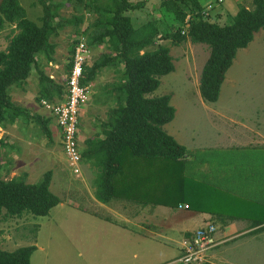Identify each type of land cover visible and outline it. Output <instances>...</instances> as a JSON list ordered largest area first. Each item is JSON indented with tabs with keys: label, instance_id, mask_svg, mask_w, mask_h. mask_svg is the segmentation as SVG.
I'll return each instance as SVG.
<instances>
[{
	"label": "rangeland",
	"instance_id": "374dc122",
	"mask_svg": "<svg viewBox=\"0 0 264 264\" xmlns=\"http://www.w3.org/2000/svg\"><path fill=\"white\" fill-rule=\"evenodd\" d=\"M162 1L135 0L133 3L142 5L126 15L131 18L134 27L153 22L158 28L159 35L155 43L146 50H153L160 45L169 48L174 71L160 78V85L151 96L170 95L175 117L163 126V130L186 148L187 157L194 155L195 159H210L209 168H206L205 173L209 174V178H213L212 183L201 180L202 172L190 168L187 172L182 170L180 175L174 174L175 178L172 175L167 176L173 167L171 163H163L159 159L147 162L146 159L128 154L122 163L123 173L116 177L114 182L117 190L123 184L129 185V190L135 195L129 196L126 193L125 197L113 198L109 205L101 204L111 206L116 212L121 209L123 215L128 217L127 208L133 209L132 202H135V206L140 204L142 208L148 204L155 206L154 203H159L157 207L165 204L167 213L175 215L174 219H168L172 231L167 232V235L171 240L156 236L165 233L164 229L160 230L156 226L161 217H156L155 221L147 217L143 210L140 216L141 233L135 228L133 236L131 229L127 228L128 225L121 222V217L107 209L97 208V204L92 205L97 214L93 215L97 218H91L82 212L91 214V209L87 206L91 204L85 203L82 197L86 194L95 198L94 181L99 169L92 161L83 160L81 157L83 168L81 174L76 177L68 168L61 138L55 134L52 135L53 140L49 141L33 120L18 118L0 127V138L6 143V146L0 148V177L5 181L23 177L27 183L32 184L37 183L46 171H51L53 176L50 190L60 198V203L52 208L47 216L25 213L20 217H12L3 211L0 216L2 250L11 252L30 245L47 246L50 241L51 244H68L71 241L70 252L65 255L69 264H171V261L181 254L178 243L180 236L177 234L180 223L184 221L189 230H196L202 224V216L212 208V213L218 215V223L214 222L217 228L216 236L219 241L224 242L211 252L207 264H264V231L252 232L254 228L249 229L251 227L247 224L245 227L237 226L230 230L223 227L227 220H234L233 218H246L245 216L251 214L250 218L253 217V221H256L261 214L264 215V145L236 147L225 140L235 133L249 136L260 132L264 136V29L254 34L253 40L246 48L237 51L231 67L225 74L218 100L208 103L200 97L199 78L209 56V48L205 44L192 43L189 39L177 40L174 33L182 32L184 24L177 22L172 14L160 6ZM198 1L203 16L221 26L225 25L240 7L253 8L252 0ZM19 3L24 8L26 17L38 23L37 19L42 15L39 0H19ZM48 3L58 6L53 8L55 21L81 17L82 22L77 31H86L87 25L96 15L85 8L84 4L104 6L109 1L48 0ZM209 5L211 8H208ZM13 28L6 26L0 31L1 50L6 49ZM76 33L72 25L58 28L50 38V42L57 46L51 64L47 63L43 55L37 59V67L59 84H65L69 74V49L77 37ZM90 50L92 55L89 65L99 55L110 53L104 45L90 47ZM120 68H104L88 85V108L84 119H81L78 125L81 154L86 140L103 137L100 123L107 120L109 111L119 102L118 92L113 88L120 82ZM38 91V74L35 69L26 81L9 89L10 98L15 105L26 109L31 115L50 117L37 100ZM214 107L216 112L224 111L221 112L223 116L231 117V121L233 117L236 118V123L233 125L232 122L221 121V115H218V119L215 114L210 113V110H215ZM241 123L246 126L245 129ZM198 164L199 161H196L194 166ZM175 179H181L182 182V193L178 198L172 194L173 188H176ZM166 189L168 192L164 194ZM131 196L132 198H127ZM95 201L98 200L95 198ZM177 201L178 205L182 206L188 202L192 208L179 210ZM161 202L163 203L160 204ZM137 212L135 210V214ZM98 215H105V218ZM113 220L121 223V228L109 227L106 221ZM260 221L264 222V218ZM134 224L137 226V223ZM112 230L124 237L122 242L115 240L117 235ZM78 240H87L88 243L91 241V251L88 255ZM125 250H128L129 254L125 253ZM78 252L82 253V257L77 256ZM134 253L138 254V258L132 259ZM64 254L50 252L44 259H49V264H53L55 260L57 264L64 259ZM41 255L40 251L34 252L31 264H40Z\"/></svg>",
	"mask_w": 264,
	"mask_h": 264
},
{
	"label": "trees",
	"instance_id": "16d2710c",
	"mask_svg": "<svg viewBox=\"0 0 264 264\" xmlns=\"http://www.w3.org/2000/svg\"><path fill=\"white\" fill-rule=\"evenodd\" d=\"M108 1L104 6L84 4L96 16L87 25L86 31L81 32L77 31L81 17L55 21L53 8L58 6L48 3V0H39L42 15L37 19L38 23L26 17L19 0H0V31L6 26L14 27L6 49H0V127L18 118L33 120L45 137L53 140L49 129L51 118L31 115L26 109L15 105L9 89L26 81L35 69L39 102L65 98V84L57 83L37 67L40 55L45 57L47 63L53 61L56 45L50 42V38L58 28L72 25L77 37L81 34L86 36L89 47L104 45L110 50L109 54L99 55L91 65L85 67L80 81L82 85L93 82L104 68L121 67L120 82L113 88L118 92L119 102L109 111L107 120L100 123L103 137L86 140V148L81 154L83 160L92 161L99 169L94 183L95 198L101 203H108L118 196L125 197L126 193L133 196L129 185L123 184L117 190L114 182L123 173L122 163L128 154L147 162L159 159L163 163H171L173 167L167 176L172 177L181 174L186 158V148L163 130V126L175 117L170 95L151 96L159 87L160 78L174 71L170 50L161 45L146 50L155 43L158 28L153 22L134 27L131 18L126 15L139 9L142 4L133 3L135 0ZM160 6L172 14L177 22L184 24L182 32L174 33L177 40L189 39L192 43L208 46L209 56L199 78V94L205 102H216L237 51L246 48L254 34L264 29V0H252V9L240 7L223 26L203 16L198 0H163ZM77 37L69 49L70 56ZM67 67L70 69V62ZM4 146L5 140L0 138V148ZM51 178V171H46L34 184L27 183L23 177L7 181L0 177V216L3 211L12 217L25 213L47 216L60 203V199L50 191ZM175 184L172 194L178 198L182 193L181 179H175ZM167 192L168 189L164 194ZM184 205L188 210L192 208L188 202ZM263 223L257 222L249 227L255 228L252 232L264 231ZM35 250V245L19 247L11 252L0 248V264H31Z\"/></svg>",
	"mask_w": 264,
	"mask_h": 264
},
{
	"label": "built area",
	"instance_id": "2783aa9c",
	"mask_svg": "<svg viewBox=\"0 0 264 264\" xmlns=\"http://www.w3.org/2000/svg\"><path fill=\"white\" fill-rule=\"evenodd\" d=\"M221 2V0H218ZM208 8H211L209 5ZM189 17L187 18V20ZM83 32V31H81ZM91 50L84 34L77 37L74 50L70 56L69 74L65 80V98L52 102L41 100L40 104L49 116L55 121L59 131L63 152L68 168L73 175L81 174V151L78 144L79 115L84 106L89 102V84L82 85L81 79L86 66L91 59ZM180 207V206H179ZM187 208V206H185ZM217 228L212 223H207L194 230L181 245V254L171 264H207L211 252L222 244L219 241Z\"/></svg>",
	"mask_w": 264,
	"mask_h": 264
},
{
	"label": "crops",
	"instance_id": "0c3cea01",
	"mask_svg": "<svg viewBox=\"0 0 264 264\" xmlns=\"http://www.w3.org/2000/svg\"><path fill=\"white\" fill-rule=\"evenodd\" d=\"M188 17L189 16H187V18ZM212 21L215 22L214 20H212ZM55 67H57L56 64H55ZM9 95H10V93H9ZM87 106L84 107L83 110H81L80 115H79V121H81V119H84L85 112L87 110L86 108H88ZM214 109L215 110H210V113L215 114L217 117H218V115H221V121H224L226 123H227V121H229V123L232 122L233 125L236 123V121H237L236 118L233 117L232 118V121H231L230 120L231 117L223 116L224 111H217L216 112V107H214ZM220 110H222V109L220 108ZM221 112H223V113H221ZM218 119H220V118L218 117ZM51 121L54 124V125H51L52 123L49 124V129L51 130L52 135H55L56 134L57 136L60 137V131H59V129H58L55 121L52 120V119H51ZM241 125H243V127L245 129L246 126L244 124H242V123H241ZM240 133H242V132H240ZM225 140L228 141V142L230 141L232 143L231 146H236V147L262 146V145H264V136L261 135L260 132H258V133L256 132V133H253V134H249V136L239 135V133H237V135H236V133L233 134V135L230 134L229 138L228 139L225 138ZM203 146H206V145H203ZM85 148H86V146L84 147V149ZM198 148H200V146ZM196 161L197 162L199 161V164L196 165V166H194V164L196 163ZM209 162H210V159L208 157H204V158H200L199 157V158H196L195 159L194 155L188 156V157L186 156V158H185V160L183 162V164H184L183 170H185L187 172V171H189V168H190V169L195 170L197 172H202L200 174L201 180H203L204 182L212 183L213 178H209V174H206L205 173L206 172L205 171L206 168H209V165H210ZM52 176H53V174H52ZM32 184H34V183H32ZM50 185H51V183H50ZM213 185H214V183H213ZM49 188H51V186ZM53 194H56V193H53ZM82 198L84 199V202L85 203H90L91 204V206L90 205H87L88 208L91 209V212H90L91 214L82 211L84 214L90 216L91 218H93V217L97 218V216H94V215H97V214H96L95 210H93V207H92V205L97 204V208L107 209L108 211L112 212L113 214H117L118 217H121V219H122L121 222H123L124 224L128 225L127 228L128 229H131V232L133 233V236L135 235V233H134V229L135 228H138V232L141 233V229H140V221H141L140 216H142L141 210L145 211L146 212L145 214L147 215V217H149V218H151L153 220H155L156 217H159L160 216L161 217V220L157 223L156 226L160 230L161 229H164L165 230V233H164V235L162 234V236L160 234H156V236L163 237L165 239L171 240V238L167 235V232L172 231V228H171V225H170L168 219H174L175 218V215H172L171 213H167L168 209L164 205L157 207L156 205L155 206H152V205H149V204L148 205L145 204L146 206H143V208H142V206L140 204L137 203L138 206H135V202H132V204L134 205V207H133V209L127 208V210H128L127 211L128 212L127 213L128 214V217H126V216L123 215V212L120 211L121 209H118L117 210V212H119V214H118L116 212V209H112L111 206H107L106 207V205L101 204V202L100 203H97L98 201H95V198L94 197H91L90 198L88 195L85 194L84 197H82ZM110 201H112V200H110ZM110 201L108 203H106V204L109 205L110 204ZM179 206L180 207H177V209H179V210L180 209L188 210L187 208H185V205H183V206L182 205H179ZM135 207H137V208H135ZM135 210L138 211L137 214H135ZM262 210H264V205L262 206ZM92 211H94V212H92ZM200 215H202V214H200ZM98 216H101V215H98ZM250 216H251V214H249L248 216H245L246 218H241V219H235V218H233L234 220H227V224L224 223V226L223 227H225L226 230L227 229L230 230V229L235 228L237 226H244L245 224L251 226V225H253V224L257 223V222H261L260 220L264 218V215L261 214L260 217L258 218V220L253 221V217L250 218ZM101 217L102 218H105V215L104 216H101ZM123 217H125L127 219H124ZM217 218H218V215H216L215 213H212V208H211L210 211L208 210L207 213L202 216V218H201L202 224L199 227H202V226H204L207 223H212V224H214V222L215 223H218L216 221ZM248 219H252V221H249ZM144 220H145V218H144ZM82 221L85 222V220H82ZM88 222H93V221L92 220H88ZM134 222L137 223V226H135ZM106 223L108 224L109 227H112V228H121V227H119V226H121V223H119L117 220H113L112 222H107L106 221ZM261 225H264V223L261 224ZM109 227L107 228L108 232H109ZM249 229H253V228H249ZM121 230H124L125 231V229H121ZM177 231H178L177 234L180 236V240L178 241V243H179V247L181 248L182 242L186 238H188L194 230H189L187 228L186 224L184 223V221H182L180 223V226L177 228ZM112 232H115L116 235H117V236L114 237L115 240L116 241L118 240V241H121L122 242V240H123L124 237L122 235L119 236L117 234V231H115V230H112ZM138 241H139V235H138ZM78 242L82 243V248L84 249L85 254L88 255L90 253V251H91V241H89V243H88L87 240H84V241L78 240ZM51 246H53V247H51ZM71 246H72V242L71 241L68 244H66V243H62V244H56V243L53 244L52 243L51 244V241H50V243H48L47 246H40V245L37 244L35 246L36 247V250L34 252L40 251V254H42L40 256V264H49V262H50L49 259H47V258L44 259V257H48L49 254H50V252H52L54 254L55 253H65L64 254V259L60 260L59 263H57V264H69V260H67L65 258V255H66V253H69L70 252ZM125 253L129 254V251L128 250H125ZM77 256L78 257H82V253L81 252H78L77 253ZM135 258H138V254L137 253H134L132 255V259H135ZM123 263L124 262H121V264H123ZM53 264H56L55 260H53Z\"/></svg>",
	"mask_w": 264,
	"mask_h": 264
}]
</instances>
